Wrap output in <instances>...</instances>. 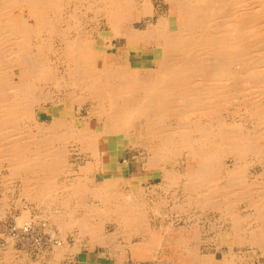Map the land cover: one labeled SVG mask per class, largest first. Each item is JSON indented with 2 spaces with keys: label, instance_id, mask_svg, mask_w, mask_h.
Instances as JSON below:
<instances>
[{
  "label": "bare ground",
  "instance_id": "6f19581e",
  "mask_svg": "<svg viewBox=\"0 0 264 264\" xmlns=\"http://www.w3.org/2000/svg\"><path fill=\"white\" fill-rule=\"evenodd\" d=\"M144 46L161 57L135 65ZM112 134L158 179L105 170ZM219 230L236 248L224 264L264 254V0H0V264H32L43 232L61 254L68 233L115 246L146 233L185 242L194 264L189 244Z\"/></svg>",
  "mask_w": 264,
  "mask_h": 264
},
{
  "label": "crops",
  "instance_id": "0c3cea01",
  "mask_svg": "<svg viewBox=\"0 0 264 264\" xmlns=\"http://www.w3.org/2000/svg\"><path fill=\"white\" fill-rule=\"evenodd\" d=\"M15 20V25H17V27L24 34L32 35L33 24L31 21H29V18L18 13L15 16ZM174 21V16L170 15L169 23L171 28H174ZM122 45L123 42L118 43V47ZM133 50L129 52L128 59L131 60L135 65H138L140 62L142 64L150 65L153 61L160 59L161 57V51L158 48L151 46H144L140 49L137 48V50H139L138 52ZM63 108L64 106H62L60 110ZM64 110L69 111V108H64ZM71 113L74 114L75 112L71 111ZM79 122L81 123V120L77 121V123ZM112 152H109L110 154L108 153L109 158H106L108 160H106L107 163L104 164L108 167V171L116 170L118 165H124L122 162H117L116 164L113 163V160L111 159L113 158L114 154ZM127 181L129 182L127 185H132L133 187L145 184L141 181L132 182L131 179H128ZM168 218V221H170L173 227L180 228V226L183 225V221L180 218L173 216ZM113 230V225L108 223L104 224L105 233H112ZM199 234V240L194 239L188 246V249L190 248V251H192L196 258L194 264H196L198 259L200 261L206 260L207 262V257L210 264H224V262L229 259V255L231 254V252H229L230 249L232 248L231 251H236V248H234L235 246H233V244L230 242L227 232L226 234H223V231L219 230L218 232H210L208 234L200 232ZM49 235L50 234L43 232V238L45 239H43L41 243V249H44L42 256L37 258L38 264H187L188 262V250L185 242L184 245L183 243H180L177 248L173 249L165 245L147 243L149 240L148 234L141 232L127 235L126 238L122 237L121 239L126 243L125 246H115L109 244L108 242H92L90 238H79L78 236L76 237L75 235L68 233V236L61 240L62 243H64L65 240L67 242L68 249L66 252H64L65 255L55 252L56 248L54 244L56 239ZM223 239L228 240L229 242L226 247H224L225 245L223 244ZM182 240H184V238ZM27 252L30 257L27 258L32 262V264H35L37 255L33 254V252L28 249ZM175 253L179 255L177 256ZM240 263L242 262L239 261L238 257L237 259H234L231 264Z\"/></svg>",
  "mask_w": 264,
  "mask_h": 264
},
{
  "label": "rangeland",
  "instance_id": "374dc122",
  "mask_svg": "<svg viewBox=\"0 0 264 264\" xmlns=\"http://www.w3.org/2000/svg\"><path fill=\"white\" fill-rule=\"evenodd\" d=\"M62 106H64V108L68 109L70 104L65 103L64 105H60V106H58V109H60ZM38 115L42 119L43 118H45V119L47 118L46 114L43 111H39ZM54 115L56 116L55 111H54ZM78 125H82V122L81 123L79 122ZM91 126L94 127L95 125L91 124ZM127 144L128 143H127L126 140H124L122 138L119 139L117 137V135H115V134L107 135L106 138L101 142V150L104 153L103 154L104 164L107 163L106 160H108V159H106V158L113 151L112 153L114 155H113V158L111 160H113V163H115V164L117 162H119V163L122 162V164H124V165H118V166L123 167L125 169V173L127 172V180L131 179L132 182L141 181L143 183H146V182L154 181V179H156V178L158 179V177H159V174H158L159 172L158 171H154V173H153L152 171L140 169V166H141L140 161L137 160L136 158H134V157H136V155L134 156L133 153L131 154V156L127 155V153H126V150L128 149V145ZM77 158L79 159L78 155L73 154L71 156V161H77L78 160ZM127 159H129L128 162H126ZM128 167H129V170H128ZM105 170L108 171V167L105 168ZM255 170L256 169L253 168L252 169V173H255L256 172ZM111 171H108V172L110 174L115 175V176H118V175L121 176L120 174H117V171H118L117 169L116 170H111ZM9 210H10L9 213H11L12 208L11 209L9 208ZM10 215L7 216V217H10ZM208 219H210V220L215 219L214 215L210 214L208 216ZM6 221L8 222V224L6 225L5 229L12 228L13 227V223L10 220L9 221L6 220ZM1 226L4 227L3 225H1ZM223 234H226V232L223 231ZM228 243H229L228 240L223 239V244L225 245L224 247H226V245ZM18 246H20L19 244L17 245V248L20 249V247H18ZM27 246H29V245H27ZM238 252H239V255H240L239 256V261L242 262L240 264H264V254L261 251H259V250L252 249L249 246H244V247L240 248L238 250ZM33 254L36 255L37 254L36 251ZM240 258H242L243 260H240Z\"/></svg>",
  "mask_w": 264,
  "mask_h": 264
}]
</instances>
